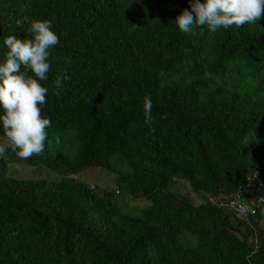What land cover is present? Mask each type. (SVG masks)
<instances>
[{
  "label": "trees",
  "instance_id": "1",
  "mask_svg": "<svg viewBox=\"0 0 264 264\" xmlns=\"http://www.w3.org/2000/svg\"><path fill=\"white\" fill-rule=\"evenodd\" d=\"M185 8L0 0V60L4 38L27 37L32 18L51 19L60 38L42 81L51 143L21 158L8 141L0 154V264H264V209L240 216L209 200L264 167V13L192 34L174 22ZM16 163L56 177L17 178ZM96 167L116 173V190L80 176ZM177 179L201 201L175 190Z\"/></svg>",
  "mask_w": 264,
  "mask_h": 264
},
{
  "label": "clouds",
  "instance_id": "2",
  "mask_svg": "<svg viewBox=\"0 0 264 264\" xmlns=\"http://www.w3.org/2000/svg\"><path fill=\"white\" fill-rule=\"evenodd\" d=\"M189 4L191 10L185 8L174 22L181 32L192 34L199 26H206L210 32L233 25L241 27L257 22L264 13V0H189ZM27 32V37L10 34L4 38L7 51L0 60V133L21 158L41 154L46 141L51 143L48 133L51 119L41 114L49 88L42 81L49 79L51 49L60 39L51 19H30ZM63 79L58 76L54 80L57 95L64 87ZM142 108L145 121L150 122L153 118L150 96L144 97ZM7 150L0 144V154ZM263 209L264 203L258 204L257 212Z\"/></svg>",
  "mask_w": 264,
  "mask_h": 264
},
{
  "label": "rangeland",
  "instance_id": "3",
  "mask_svg": "<svg viewBox=\"0 0 264 264\" xmlns=\"http://www.w3.org/2000/svg\"><path fill=\"white\" fill-rule=\"evenodd\" d=\"M6 143H8V140L0 137V144H6ZM9 167L11 169V173L20 179L40 178V177H47L49 179H52L53 177H56V174L52 170L43 166L33 167L24 163H16V164H10ZM80 176H82L85 180L89 179L90 181L89 183L91 185H94L95 189L99 188L103 190L105 189L116 190L118 188L116 184L117 175L115 172L107 171L99 167H96L81 172ZM175 190L185 193L196 203H199L201 201L199 196L194 193L188 181L184 179H177ZM126 200L128 206H133V205L142 206L148 203V200L144 198L136 199V200H133L131 198L130 199L126 198Z\"/></svg>",
  "mask_w": 264,
  "mask_h": 264
},
{
  "label": "built area",
  "instance_id": "4",
  "mask_svg": "<svg viewBox=\"0 0 264 264\" xmlns=\"http://www.w3.org/2000/svg\"><path fill=\"white\" fill-rule=\"evenodd\" d=\"M209 200L218 207H229L237 215L256 213L258 204L264 203V168L255 170L245 186L231 193L209 194Z\"/></svg>",
  "mask_w": 264,
  "mask_h": 264
}]
</instances>
